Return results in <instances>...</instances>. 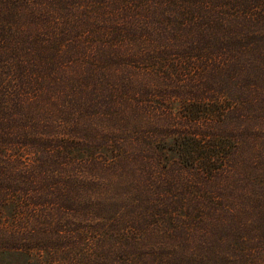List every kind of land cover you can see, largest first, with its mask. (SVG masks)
Listing matches in <instances>:
<instances>
[{
    "label": "trees",
    "instance_id": "obj_1",
    "mask_svg": "<svg viewBox=\"0 0 264 264\" xmlns=\"http://www.w3.org/2000/svg\"><path fill=\"white\" fill-rule=\"evenodd\" d=\"M86 42L177 88L187 128L116 125L130 71L72 73ZM249 120L264 0H0V264H264V129L239 133L259 139L251 167L234 134Z\"/></svg>",
    "mask_w": 264,
    "mask_h": 264
},
{
    "label": "rangeland",
    "instance_id": "obj_2",
    "mask_svg": "<svg viewBox=\"0 0 264 264\" xmlns=\"http://www.w3.org/2000/svg\"><path fill=\"white\" fill-rule=\"evenodd\" d=\"M70 43L66 42L63 44L65 45L64 48H67ZM86 50H81L82 52H86L85 58L79 63H73V64H67L68 70L72 73H79L83 70L87 73L90 71L89 62L90 58H97V60H105V57L108 58V63L106 64L105 61H102L103 65L100 63H96L97 66L102 71L103 66L106 67L107 71L110 73L107 76V81L110 83L111 87L119 86V77L120 75L124 73H128V70L130 71V77L128 81L129 89V95L126 96V103L124 107V116L123 118L127 120L126 123H117L116 125H121L122 127H126V130L129 129H141L142 132H149L151 131V127L156 124V128H158L157 133H165L166 130L170 131H182L184 128H187L185 126L188 125L187 121L183 120V117L181 113H187L183 111L184 106L182 108V103L180 101L179 96V90L177 88L171 87L168 88V85L166 83H169L167 80L165 82L162 81L161 77L159 79L156 77V73L154 70H152L150 67L145 66L144 64H131L127 70V67H118L113 64V61L117 60L119 57L116 56V53H110L109 55L105 54L102 55L101 59L99 57L100 51L97 50V48L94 46L91 47L89 42H86L84 45ZM108 48V47H105ZM105 52H110V50H105ZM128 53V52H127ZM68 55L69 53H65ZM96 55V57H95ZM71 59V58H69ZM95 60V59H94ZM122 70V71H119ZM90 74V73H89ZM95 76V75H93ZM128 76V75H127ZM82 77L85 78V74L82 75ZM97 77V76H96ZM99 77V76H98ZM101 77V76H100ZM104 78V76H102ZM127 78V77H126ZM91 84L90 80L84 79L82 81V89H86L88 85ZM51 102V101H50ZM184 110H188L184 109ZM239 122V121H238ZM237 123V122H236ZM62 123H58V125H61ZM159 125L160 127H158ZM118 126V128H119ZM260 127L264 129V121L256 122V121H247L243 124V127L241 130H237L234 134L237 135L236 140H240L239 133L243 129H250L252 127ZM132 127V128H131ZM79 130H73V134L76 133H82L83 127L78 128ZM138 129V130H139ZM49 133H54V128H48ZM137 131V130H136ZM117 132V130H116ZM58 134L61 136H68L67 132L65 131H59ZM259 140V139H258ZM258 140L256 142H258ZM252 140V138H246L244 140H240V145L237 149L238 155L241 157L242 162L240 165L247 166L250 163V167L252 162H255V159H252L250 157L253 152H246L247 147H252L253 144H255ZM247 147H245V146ZM28 147V145H26ZM33 152L34 150L30 148V152L25 149H20L19 154L14 153L13 157H15V160H22L23 162L31 163V160L33 159ZM237 155V154H236ZM236 155L231 158L230 167L231 169L236 168L237 161L235 162ZM18 158V159H17ZM24 158V159H23ZM28 160V161H27ZM240 165L237 168H240ZM128 168V166H127ZM236 168V169H237ZM252 171L254 173V170L252 168ZM225 173H223L220 177L223 178ZM255 174V173H254ZM212 183V182H211ZM210 182L206 183V185H202L205 188L209 189L212 185ZM213 184V183H212ZM214 185V184H213ZM214 186H212V189ZM220 192H224L226 188L218 189Z\"/></svg>",
    "mask_w": 264,
    "mask_h": 264
}]
</instances>
